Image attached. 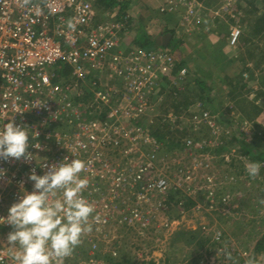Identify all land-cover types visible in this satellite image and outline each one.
Returning <instances> with one entry per match:
<instances>
[{
    "label": "built area",
    "instance_id": "1",
    "mask_svg": "<svg viewBox=\"0 0 264 264\" xmlns=\"http://www.w3.org/2000/svg\"><path fill=\"white\" fill-rule=\"evenodd\" d=\"M97 3L0 0V130L10 120L27 127L28 151L34 156L29 163L0 160V169L6 172L0 178V217L7 216L22 191H33L34 182L28 180L31 169L42 176L48 165L65 157L85 161L81 178H87L89 185L83 196L92 203L101 222L94 223L93 231L82 237L87 254L80 259L79 245L73 252L79 261L74 264H109L107 258L116 260L124 253L123 245H127L125 253L130 252L137 261L134 253L145 252L139 244L151 238L135 233L130 216L146 210L148 197L155 199L152 203H158L161 210L163 200L184 187L166 170L177 155H160L163 152L158 151V141L141 120L162 117L164 125L202 123L213 132L214 144L219 143L215 137L218 116L203 112L200 103L191 114L161 110L168 91H184L191 71L183 67L175 74L176 59L168 51H143L128 43L125 38L134 26L131 15L93 27L91 18ZM179 8L185 10V22H189L197 19L202 5L196 0H164L157 12L165 15ZM242 34L239 27L231 26L227 45L234 46ZM61 71H69L67 78L60 76ZM94 114L104 116L88 119ZM193 143V139L186 143L188 150ZM35 144L41 147L37 149ZM208 147L203 149L211 152L213 148ZM180 165L179 179H183L192 170ZM146 211L156 223L162 220L154 213L151 217L153 211ZM108 219L118 233L121 228L129 230L122 233L125 229H121L112 239L106 237L100 227ZM152 225L155 228V223ZM8 231H12L10 226L0 224V237ZM211 235L216 255L223 250L225 236L217 226ZM168 247L164 251L167 257L158 262L151 254L144 260H151L146 264H172L168 254L172 248ZM15 252L0 241V264H15ZM208 256L205 250L203 257Z\"/></svg>",
    "mask_w": 264,
    "mask_h": 264
},
{
    "label": "rangeland",
    "instance_id": "2",
    "mask_svg": "<svg viewBox=\"0 0 264 264\" xmlns=\"http://www.w3.org/2000/svg\"><path fill=\"white\" fill-rule=\"evenodd\" d=\"M238 1L219 0L216 6L213 4L211 6L210 4L205 5L200 2L202 10L198 12L197 19L189 22L182 20L185 18V16L183 17L185 10L177 13L175 20L173 19L169 23L155 14L149 20V23L152 20L157 23L153 26L155 31L164 30V26L169 30L176 24H181L179 33L182 31L185 33L180 37L179 34L174 33V38L176 37L179 41L181 39L184 45L180 48V55L175 53L179 46H174L172 48L175 51V54L172 52L173 56H176V59L185 58L186 60L183 61L187 63L190 69L195 70L202 67L206 70H212L213 74L216 75V77L213 75L216 84L209 86L211 91L207 96L213 97L212 107L216 110L222 124H219L218 121L216 123L217 135L215 137L219 138V141H215L219 142L218 144L213 142L214 137H211L213 136L211 129L200 127L202 123L195 126L189 121L188 124L163 126L162 131L168 136L175 137L178 140L176 143H187L193 137V139L198 140L197 143L200 146L185 151L176 149L171 152H163L165 157L177 155L172 157V163L166 170L174 180H180L184 187L177 191L178 193L174 195L172 193L163 200L165 204L161 209L162 211L159 209L158 203L156 204L157 207L152 203L155 199L148 197V200L144 202L145 209L153 211L150 214L151 217L154 213V215H158V219L162 218L160 222L156 223L155 219H150L146 210L139 211L136 216H130L133 219L135 233L140 237L147 235L151 238L144 244H139V247L145 252L134 253L138 262L130 260V264H140V262L146 264L151 260L146 262L144 260L149 259L151 254L159 262L163 257H167L164 251L168 245V248H172L168 251L172 264H246L250 258H254L255 264H264V243L258 245V242L264 237V204L261 203L264 200V167H261L259 175L255 178L249 177L245 165L254 161L243 154V145L248 146V148L254 145L257 150L264 154V95H262L264 93L262 81L264 79V64L255 67L253 62L246 60L247 58L241 59L240 56H247L248 48L246 47L257 46V50L262 51L261 49L264 48V31L253 33L255 30L251 20L247 18L248 20L242 21L244 16L235 13ZM257 7H264V3L263 5L258 4ZM116 11H118L117 8ZM144 15L148 17L146 10H144ZM214 19L222 20L221 27L223 30L217 26V32H212ZM231 26L239 27L243 33L239 41L232 47L227 45L228 32ZM222 31H225L224 35L217 34L223 33ZM130 32L136 34L134 28ZM249 38V43H243ZM216 49H222L227 57L225 71L217 68L218 64H213L214 61H212L213 65L206 64L207 59L211 58V51ZM119 50V48L115 49L114 53L119 52ZM200 52L205 55L200 56ZM262 53L264 56V51ZM262 55L257 57L258 61ZM223 73H228L225 78L220 76ZM245 74L247 78L243 76ZM249 81H252V85L247 90L246 88L243 89V85L246 86V82ZM167 96L166 94L164 99ZM169 100H167L168 103ZM173 100L171 99V101ZM254 107L258 111L255 119L263 117V120L250 121L244 114V108H246L248 115L253 114ZM218 128H220L219 132ZM259 137H261L260 140ZM221 145L227 146L226 150L221 151V153L216 152ZM208 146L213 148L211 152L203 149L209 148ZM222 159L225 161L223 162ZM181 163L192 170L191 174L184 176L183 179H179L178 173ZM260 163L264 165V161ZM156 164L159 165L160 161H157ZM190 200L192 205L189 203ZM157 209L160 210V213ZM152 222L155 223V228ZM215 226L222 230L225 236L224 243H222L223 250L216 255L214 254L215 245L212 244L213 236L211 235ZM121 229H125L122 230V233L129 230L127 228ZM121 229L119 233L115 231L117 227L111 225V220L108 219L106 224L100 227V232L112 239V236L117 237L121 233ZM8 233L0 237L1 242L7 244ZM121 235L123 236V234ZM193 236H196L194 240L192 239ZM160 242L164 243L159 244ZM120 243H123V240H120ZM126 246H122L121 249L124 253L117 255L115 259L124 261L125 258L129 257L125 253L127 251ZM108 247L111 248L110 245ZM231 248H234L231 255L232 259H227L225 249L229 252ZM13 249L18 251V246ZM205 250L209 254L207 259L203 257ZM80 251V259L83 258L84 260L87 251L83 252L84 247L81 244ZM129 258L131 259V257ZM78 261L79 259L72 253L65 259L64 264H74Z\"/></svg>",
    "mask_w": 264,
    "mask_h": 264
},
{
    "label": "clouds",
    "instance_id": "3",
    "mask_svg": "<svg viewBox=\"0 0 264 264\" xmlns=\"http://www.w3.org/2000/svg\"><path fill=\"white\" fill-rule=\"evenodd\" d=\"M28 2L24 0L25 4ZM69 27L73 25L70 23ZM176 63L178 66L177 60ZM178 70L176 67L174 73ZM29 136L27 127L17 125L14 120L5 123L0 130V160L31 162L34 156L28 151ZM34 147L41 146L35 144ZM261 167L264 165L260 162H249L245 170L249 177L255 178ZM47 168L42 176L36 174L35 168L31 169L28 180L34 182L33 191H22L18 202L8 209L7 216L0 217V224L12 228L6 237L7 245L18 246L13 257L15 264H64L82 243V237L93 231V224L101 222L99 214L94 215L92 203L83 196L89 185L87 178H81L86 162L65 157ZM5 175V170L0 169V178ZM261 203L264 204V200ZM225 255L232 259L227 250ZM246 264H255L254 258Z\"/></svg>",
    "mask_w": 264,
    "mask_h": 264
},
{
    "label": "trees",
    "instance_id": "4",
    "mask_svg": "<svg viewBox=\"0 0 264 264\" xmlns=\"http://www.w3.org/2000/svg\"><path fill=\"white\" fill-rule=\"evenodd\" d=\"M132 1H134V0H98V3L96 4V6L94 8V12H93L94 14L91 18L92 26L97 27L100 24H103V23L108 22V21H114V20L115 21H122L123 17L125 18L127 15H131L132 16L131 19L135 18L134 21L131 23L134 25L133 28H134V30H136V34L130 32L129 36L125 38L126 41H128V43H131L132 45H134L133 43H135V46L138 47L139 49L143 50V51H153V50H155V48L157 46L158 48H161L162 50L166 49L169 52L174 53L175 51L172 50V47H174L175 45H173L174 40L172 39V37H171V40L169 41V43L165 44L166 40H164L163 43L162 42L160 43L159 41L156 42V39H157L156 36L152 37L151 35L147 34V30L149 29V27L152 24L149 23V20L144 19L143 16H138L135 12L132 11V9L130 7V5L132 4ZM137 1H139L144 7H146V9H145L146 11L147 10H154L155 7L159 4V2L160 3L162 2V0H137ZM196 1H198L199 3L201 2L202 4L204 3L205 5L210 4V6H211V4H213V6H216L217 2H219V0H196ZM209 2H211V3H209ZM155 3H157V4H155ZM260 3L263 5L264 0H239L237 3V6L235 7V13L239 14V15L242 14L244 16L242 21L244 19H247V18L251 20V22L253 23V29L255 30V31H253V33H260L262 31H264V7H257V5ZM148 7H150V9ZM116 8L118 9L117 12H115ZM165 15H167V14H165ZM206 15H209V14L206 13ZM172 21H173V19H170V20H168V23L172 22ZM221 22H222V20L214 19V25H212L213 29L211 28L212 32L213 31L217 32V28H221V30H223V28L221 27ZM204 27H205V25H204ZM222 32L223 33H217V34L222 36L225 34L224 33L225 31H222ZM166 34H170L173 36L174 32L171 30H168V28L164 26V30L162 32L161 37L166 35ZM249 40H250V38L243 41V43H245V42L249 43ZM123 44L126 45L125 43H123ZM246 48H248L247 56L240 55L241 59L247 58L246 60H250L251 62H253L255 67L258 65L261 66V64H264V61H263L264 56L262 55L263 54L262 51H264V48L261 49L262 51H260L259 49L257 50V48H258L257 46L256 47L253 46L252 48H250V47H246ZM157 50H159V49H157ZM211 52H212L211 58L207 59L206 64H210V65L218 64V66H216V67L220 68L221 71L222 70L225 71L224 68L227 67L225 65V62L227 61V59H226L227 57L222 52V49H216L215 51H211ZM204 55H205L204 53L200 52V56H204ZM261 55H262V57L260 58V61H258L257 57H259ZM204 58H206V57H204ZM176 60L178 61L177 69H180L179 66L180 67L181 66L188 67L186 62H183V61L179 62L178 58ZM246 60H244V61H246ZM212 61H214L213 64H212ZM179 63H180V65H179ZM188 69L191 71L192 75L190 76L189 81L185 84L184 91H177L174 88H173V91H171V90L168 91V94H167L168 96L166 97L165 102L163 103V107L161 108V110H172V111L177 112V113H183L184 112L187 114H191V110L196 107L197 103H200L202 106H204L202 108L203 112L209 111L213 115H216L217 112L212 107L214 99H213V97L207 96L211 91V88L209 86L216 84V81L214 79V76L216 77V75L213 74L212 70H211L212 71L211 72L210 70H206V68H202V67L196 68L195 70L190 69L189 67H188ZM68 74H69V71H61L60 72V76H62L63 78H67ZM227 74L223 73L220 76H224V78H225V76H227ZM252 77H253V75H252ZM262 81L264 83V79H262ZM246 83H247V85L245 86V84H244L242 88L243 89L246 88V90H247L252 85V81H249ZM261 85H263V84L261 83ZM231 87H232V85H231ZM174 94H176V96H174ZM262 95H264V93H262ZM85 99H87V96L85 97ZM168 99H170L169 103L167 101ZM171 99H174V100L171 101ZM244 109H245L244 114L247 116V118L250 121L263 120V117H257L255 119V117L258 114V111H256L257 109L255 107L253 108L254 113L253 114L250 113L249 115L246 112V108H244ZM179 111H181V112H179ZM160 112H162V111H160ZM93 116H94V118H102L104 115H101V116L97 115L96 116L94 114L92 116H89L88 119L93 118ZM219 120H220V117H218V123L222 124V122H220ZM140 123H146V125H145L146 128L148 127V130L150 131L151 135L153 134V137L158 141V143L160 145V150H158V151L171 152V151L176 150V149H178L180 151L188 150L186 143H184V144H180L179 142L176 143V141H178V140L175 139V137L168 136L166 133H164L162 131V128L165 124L162 117L153 119L152 121L150 119H148L147 121L141 120ZM202 126L205 127L204 124L200 125V127H202ZM192 139H193V137H192ZM260 139H261V137H259V140ZM193 142L194 143L191 145V148H199L200 145L197 143L198 140L193 139ZM253 144H255V143H253ZM253 146L252 147L250 146V148H248V146L243 145V149H244L243 154H245L244 156L251 158L254 162L264 161V154L261 153L259 150H257L256 146H254V147ZM226 148H227V146L225 147V146L221 145V147H219L218 151H216V150H214V151L221 153V151H225ZM163 154L164 153H160V155H163ZM216 156H220V155H216ZM222 161L224 162L225 160L222 159ZM172 193L174 195L178 192L172 191L169 195H171ZM189 203L192 205L191 200L189 201ZM195 237L196 236H193L192 239L194 240ZM262 243H264V237L261 239V241L258 242V245L262 244ZM128 255L130 257L131 253L128 252ZM129 257L127 259L125 258L124 261H120L119 259H116V260H111L110 258H107V259L109 260V264H119V263L130 264V260H134V257L132 256L131 259ZM149 264H155V263L150 262Z\"/></svg>",
    "mask_w": 264,
    "mask_h": 264
},
{
    "label": "crops",
    "instance_id": "5",
    "mask_svg": "<svg viewBox=\"0 0 264 264\" xmlns=\"http://www.w3.org/2000/svg\"><path fill=\"white\" fill-rule=\"evenodd\" d=\"M164 3V0H162V2L160 3L159 2V4L155 7V9L154 10H147L146 11V13L148 14V17L147 16H145L144 15V10L146 9V7H144L139 1H137V0H134V1H132V4L130 5V7H131V9H132V11L133 12H135L138 16H143L144 17V19H146V20H151V18L154 16V14L155 15H157V16H159V17H161V18H164L165 19V21L167 20H170V19H174L175 20V18L177 17V13H179V12H181V11H184V9H182V8H179V10H173L172 12H168V13H166L167 15H159L158 14V9H159V7L162 5ZM155 4H157V3H155ZM151 7V6H150ZM150 7H148L149 9H150ZM185 13L183 12V17L185 16L184 15ZM182 17V18H183ZM181 18V19H182ZM182 20H185V18H183ZM155 23V21L154 20H152V21H150V24H152V26H150L149 27V29L147 30V34L148 35H151L152 37L153 36H156L157 37V39H156V42H164V37H166V35H169V34H166V35H164V36H162L161 37V35H162V29H160V30H157V31H155L153 28V24ZM181 25V24H180ZM179 24H176L175 25V27H171L169 30H171V31H175L174 33H176V34H179V37L181 36V35H183L184 33H185V31H182V32H180L179 33V29H180V26ZM174 35L175 34H173V36L171 35V37H172V39L174 40V44L173 45H178L179 47H178V50H177V52H175V53H178V55H180V48L184 45V42H182V40L180 39V41L175 37L174 38ZM167 40V39H166ZM171 40V38L169 39V41ZM169 43V42H168ZM134 45H135V43H133ZM157 45V44H156ZM173 48V47H172ZM156 49H159V50H162L161 48H158L157 46H156V48H155V50ZM166 51H168V50H166ZM179 60H186L185 58L184 59H181L180 57L178 58ZM184 62V61H183Z\"/></svg>",
    "mask_w": 264,
    "mask_h": 264
},
{
    "label": "water",
    "instance_id": "6",
    "mask_svg": "<svg viewBox=\"0 0 264 264\" xmlns=\"http://www.w3.org/2000/svg\"><path fill=\"white\" fill-rule=\"evenodd\" d=\"M170 38H171V35L170 34L169 35H166V37H164L165 40L167 39L165 41V44H168Z\"/></svg>",
    "mask_w": 264,
    "mask_h": 264
},
{
    "label": "bare ground",
    "instance_id": "7",
    "mask_svg": "<svg viewBox=\"0 0 264 264\" xmlns=\"http://www.w3.org/2000/svg\"><path fill=\"white\" fill-rule=\"evenodd\" d=\"M218 121V120H217Z\"/></svg>",
    "mask_w": 264,
    "mask_h": 264
}]
</instances>
